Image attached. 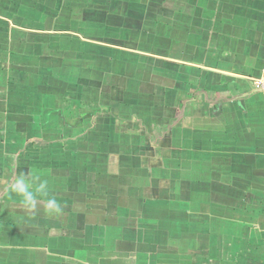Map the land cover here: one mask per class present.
Returning a JSON list of instances; mask_svg holds the SVG:
<instances>
[{"label":"crops","instance_id":"obj_1","mask_svg":"<svg viewBox=\"0 0 264 264\" xmlns=\"http://www.w3.org/2000/svg\"><path fill=\"white\" fill-rule=\"evenodd\" d=\"M0 264H264V0H0Z\"/></svg>","mask_w":264,"mask_h":264},{"label":"clouds","instance_id":"obj_2","mask_svg":"<svg viewBox=\"0 0 264 264\" xmlns=\"http://www.w3.org/2000/svg\"><path fill=\"white\" fill-rule=\"evenodd\" d=\"M45 185L42 183L40 184L37 191H42ZM14 192L23 196L24 202L28 205H33L35 203V197L33 193L29 190V185L25 182L23 177L19 178L12 189ZM47 207L51 211H58L59 206L56 204L54 199H49L47 202Z\"/></svg>","mask_w":264,"mask_h":264}]
</instances>
